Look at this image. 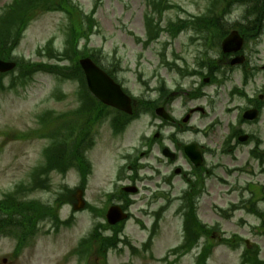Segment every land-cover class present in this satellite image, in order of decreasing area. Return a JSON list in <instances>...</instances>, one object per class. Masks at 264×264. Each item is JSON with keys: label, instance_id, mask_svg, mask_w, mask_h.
Masks as SVG:
<instances>
[{"label": "rangeland", "instance_id": "obj_1", "mask_svg": "<svg viewBox=\"0 0 264 264\" xmlns=\"http://www.w3.org/2000/svg\"><path fill=\"white\" fill-rule=\"evenodd\" d=\"M71 1L84 14L96 10L94 16L98 28L89 40V46H85L84 43L82 46L101 50L103 53L101 61L107 66L119 61L116 75L134 96H150L155 99V94L148 95L143 85L144 82L149 81L151 88L154 89L156 82L154 75L165 79L170 87L180 83L174 73L163 69L160 65L159 53L166 47L167 57L172 58V54H176L184 57L188 64H194L196 57L202 52L199 43L192 45V32L181 34L174 40L165 34L149 49L144 50L143 45L137 40L145 37L144 15L148 10L146 0ZM152 1L158 3V0ZM11 2L12 0H0V13L2 8ZM171 5H176V9L165 13L164 24H167L169 20L177 21L179 18L199 16L212 8V3L205 0H171ZM238 8L243 9L242 15L239 19L233 20V13ZM231 12L228 16V24H225L226 30L230 32L235 30L231 28L235 23L247 24L246 10L243 7L235 6ZM223 21L226 23V18ZM66 24L64 15L60 13L39 12L25 33L16 56L31 60L35 64L41 62L43 57L37 54V50L51 38H55V45L62 49L66 41L64 32ZM245 50L251 65L256 66L260 71L255 76L254 86L255 89H261L264 87V32L258 41L250 43ZM218 55L217 50L213 57L217 59ZM64 63L66 61L62 64ZM239 70L223 72L221 69V72L217 73L225 84L206 88V93L210 97H215L216 92H219L220 97L215 103L216 112L210 113L208 118L201 122H199L201 119L195 117V125L199 127L211 123L215 116L220 123L209 131L207 139L199 136L210 148L214 149V142H216V148L222 145L227 136V123L235 121L236 113L233 116H227L224 110L231 105L244 104L238 99L233 102L229 95L234 86L243 88ZM141 75L142 78H140ZM2 78L1 83L8 90L0 93V199L12 192L20 183L28 184L34 167L41 166L43 163L42 151L49 142L31 137L41 128L39 115L48 113L59 127L63 121H66L65 117L60 116L63 114L70 116L69 112L77 115L76 110L80 106L77 96L80 85L77 81L62 83L61 92L53 98L54 90L59 83L50 74L39 73L23 79L22 74L16 72ZM217 83L221 84L219 81ZM185 88L187 91L191 90L188 82ZM251 88L252 84L249 90ZM180 102L181 99L175 101L177 116L183 112ZM205 102L206 100H202L195 105L204 106ZM149 118L150 116H142L139 121L132 123L125 135L120 138L111 136L109 120L94 123L96 146L89 152V159L93 161L94 175L90 178L85 195L91 207L103 211L110 206L108 195L118 190V176L126 164L124 158L133 149L139 147L145 135L152 133ZM246 130L258 134L264 143V119L259 124L250 128L246 127ZM24 135L28 137L22 138ZM192 138L189 137L190 140ZM249 149L250 146L240 148L233 156H223L220 153L216 155L215 152L207 156L211 174L205 180L201 179L205 186L197 188L196 205L187 204L184 191L186 185L180 180L181 177L174 176L172 179L174 166L158 164L153 158L143 160L144 168L140 172L142 181L139 184L141 192L131 197L132 205L129 212L133 218L126 223L120 236V239L127 238L131 245L137 248V254H132L128 246L120 244L117 249H112L108 253L107 260H101L99 264H167L164 259L170 249L181 245V239H183V217L180 211L184 207L186 211L189 206L196 207L197 221L205 232L202 234L204 238L201 239L200 245H194L192 251L182 258L176 259L177 256L170 255L169 263L195 264L196 254L201 252L202 246L209 240L214 248L208 264H243L242 252L245 245L238 246L237 250L221 245L224 239L233 240L235 236L244 238L248 246L259 247V258L264 261V237L258 234L260 227L258 213L253 214L248 210L250 207L239 208L242 201L246 202L248 198H251L252 190L258 193L260 186L264 184V174L258 163L252 158L250 160ZM181 165H183L182 162ZM154 167L159 168L160 171L155 172L156 178L153 181ZM165 174L170 177V183H165L168 177L163 176ZM126 175H130V172H126ZM63 185H66L68 189L78 187L80 185L78 173L71 171L65 176L53 174L52 189L47 192H37L33 198L46 204H53L56 193ZM29 198L33 199L32 196ZM114 204L117 203L114 202ZM252 208L263 212L264 199L259 205H252ZM71 213L72 208L66 206L60 211V216L65 220ZM188 217L186 218L189 219ZM96 221L97 218L90 210H84L74 215L71 228L62 229L59 233L54 231L50 223H45L33 241L32 247L23 251L18 257L14 256L16 242L9 238L3 239L0 241V264H77V260L70 257L71 252L77 246L78 239L88 235ZM154 223H157L158 227L152 234L153 243L151 247L144 249L143 245L150 237ZM188 230L192 235H197L194 223H188ZM144 250L149 251L144 252ZM98 262V257L93 256L91 264H98Z\"/></svg>", "mask_w": 264, "mask_h": 264}, {"label": "trees", "instance_id": "obj_2", "mask_svg": "<svg viewBox=\"0 0 264 264\" xmlns=\"http://www.w3.org/2000/svg\"><path fill=\"white\" fill-rule=\"evenodd\" d=\"M213 2V6H221L222 11L219 12V15H216L214 12L212 16L208 19L209 25L212 27H222L220 24V20L223 16L228 13L231 7L236 5H244L247 6V15L245 20H249V17L252 16V19L248 21L246 26L240 27V33L246 39H255L257 36H260L262 33V24L264 21V0H208ZM57 7L62 11H68L69 5L67 0H16L13 6L10 7V22L8 27L0 29V58L3 60H11L12 51L18 46L21 37L25 29L27 28V15L31 14L35 9L41 8L46 11H50L52 8ZM97 24L94 19H90L88 21V25L83 27L80 23L77 26H74L72 23L69 28H67L66 32V41L63 49V53L60 51H53L51 48V43L48 44L46 50L54 52V58H58L61 60H68L70 63H74L71 67H62L58 68V72L65 76L66 79H71L72 74H76L77 78L83 81V76L80 68L77 65L78 58L81 56L79 51V41L81 38H87L86 30H93ZM239 28V27H238ZM224 34V31L222 30ZM83 37H82V36ZM46 66L41 65H30L26 68L29 74L36 72L37 70H45ZM70 73V74H69ZM119 128H122L120 126ZM195 216V215H194ZM192 216V221L197 226L196 217ZM187 241L188 246L186 247L189 250L192 245V241L198 238V235H192L187 232ZM232 244V242L228 241ZM185 248V247H184ZM180 250H175L174 253L177 254ZM208 252H210V248H206L202 256L199 258L197 264H206V260L208 258ZM248 261V258L244 256L243 263Z\"/></svg>", "mask_w": 264, "mask_h": 264}, {"label": "water", "instance_id": "obj_3", "mask_svg": "<svg viewBox=\"0 0 264 264\" xmlns=\"http://www.w3.org/2000/svg\"><path fill=\"white\" fill-rule=\"evenodd\" d=\"M243 44V40L237 33H233L223 43V50L225 53L239 52ZM240 62V61H239ZM242 62V61H241ZM90 90L95 93L104 103L117 107L127 113H131L129 103L121 97L116 86L113 82L100 70H98L89 60L82 62ZM14 68L12 64H5L0 62V72H8ZM253 115V114H252ZM255 118L254 116H248V118Z\"/></svg>", "mask_w": 264, "mask_h": 264}, {"label": "flooded vegetation", "instance_id": "obj_4", "mask_svg": "<svg viewBox=\"0 0 264 264\" xmlns=\"http://www.w3.org/2000/svg\"><path fill=\"white\" fill-rule=\"evenodd\" d=\"M224 63L225 64L228 63L227 59L225 60ZM205 79H209V82L212 81V78L210 76H208L207 78L206 77L203 78V81ZM176 93H178V92H176ZM263 100H264V97H263L262 101ZM172 125H174V127H175L173 132L178 133L176 136L171 134L169 137L161 140L162 136L160 133H162V131H160V133H157L155 135L156 143L159 142L156 144V152H157L158 157L164 159V157L167 156L168 158L164 159L166 162H168V163H171V162L174 163L175 162V165H180L181 162L182 161L185 162L186 161L185 158H187L186 153H185L186 146H188L192 143H198L199 149L201 150V152H203L204 154L207 153V147L205 146L204 142H197V141H193V140L192 141H185L184 139H182V136L187 133V131H185V129H184L185 126H184L183 120L182 121H176ZM189 134H190V132H189ZM192 135H194L195 138H198L197 134H192ZM180 136H181V139L178 138ZM182 177L186 179L187 174L185 172H183Z\"/></svg>", "mask_w": 264, "mask_h": 264}, {"label": "clouds", "instance_id": "obj_5", "mask_svg": "<svg viewBox=\"0 0 264 264\" xmlns=\"http://www.w3.org/2000/svg\"><path fill=\"white\" fill-rule=\"evenodd\" d=\"M242 12H243V9L242 8H238L234 13H233V16H232V19L233 20H237L241 17L242 15Z\"/></svg>", "mask_w": 264, "mask_h": 264}, {"label": "bare ground", "instance_id": "obj_6", "mask_svg": "<svg viewBox=\"0 0 264 264\" xmlns=\"http://www.w3.org/2000/svg\"><path fill=\"white\" fill-rule=\"evenodd\" d=\"M82 36V35H81ZM83 37V36H82Z\"/></svg>", "mask_w": 264, "mask_h": 264}]
</instances>
